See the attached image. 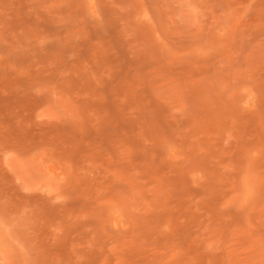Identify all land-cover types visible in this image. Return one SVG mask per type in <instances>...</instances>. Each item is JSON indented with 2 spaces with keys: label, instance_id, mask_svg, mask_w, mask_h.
<instances>
[{
  "label": "rangeland",
  "instance_id": "obj_1",
  "mask_svg": "<svg viewBox=\"0 0 264 264\" xmlns=\"http://www.w3.org/2000/svg\"><path fill=\"white\" fill-rule=\"evenodd\" d=\"M0 264H264V0H0Z\"/></svg>",
  "mask_w": 264,
  "mask_h": 264
}]
</instances>
